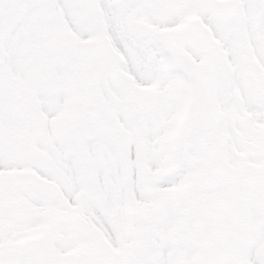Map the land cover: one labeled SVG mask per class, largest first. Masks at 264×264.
Returning a JSON list of instances; mask_svg holds the SVG:
<instances>
[{
  "label": "snow or ice",
  "instance_id": "snow-or-ice-1",
  "mask_svg": "<svg viewBox=\"0 0 264 264\" xmlns=\"http://www.w3.org/2000/svg\"><path fill=\"white\" fill-rule=\"evenodd\" d=\"M0 264H264V0H0Z\"/></svg>",
  "mask_w": 264,
  "mask_h": 264
}]
</instances>
